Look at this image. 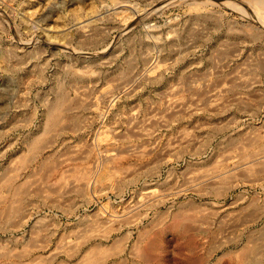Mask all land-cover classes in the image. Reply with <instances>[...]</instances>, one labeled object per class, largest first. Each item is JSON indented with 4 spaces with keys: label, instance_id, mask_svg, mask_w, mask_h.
<instances>
[{
    "label": "rangeland",
    "instance_id": "374dc122",
    "mask_svg": "<svg viewBox=\"0 0 264 264\" xmlns=\"http://www.w3.org/2000/svg\"><path fill=\"white\" fill-rule=\"evenodd\" d=\"M226 122L264 136V0H0V173L43 148L0 264H263Z\"/></svg>",
    "mask_w": 264,
    "mask_h": 264
},
{
    "label": "bare ground",
    "instance_id": "6f19581e",
    "mask_svg": "<svg viewBox=\"0 0 264 264\" xmlns=\"http://www.w3.org/2000/svg\"><path fill=\"white\" fill-rule=\"evenodd\" d=\"M263 3V2H262ZM241 101V100H240ZM224 105V104H223ZM226 105V104H225ZM242 107V106H241ZM224 108V106H223ZM63 109V108H62ZM240 109V108H239ZM246 109V108H245ZM59 112V111H58ZM219 115H221L220 113H214L212 115V117H220ZM53 117V116H52ZM62 117V116H61ZM49 118V117H48ZM231 120V119H230ZM225 121V120H224ZM233 121V119H232ZM231 121V123H232ZM222 122V121H221ZM236 122V121H235ZM212 124V123H211ZM223 124V123H222ZM237 124V123H236ZM213 125V124H212ZM208 126V125H207ZM209 129H211L212 131V135H210V133L207 136H211L210 138V143L211 141H213L218 135H222L221 140L223 142H225L224 144H226L227 148L224 151L223 154L220 153L221 155V163L226 164L225 166H229L231 165L230 169L235 172L238 171L239 169H243L245 168L248 172L253 173L252 176H257L254 178H251L250 182L254 183V184H259L261 187H264V180L260 179V175L264 174V153L261 150H258L257 147L260 142V139H262L264 136H259L260 134H258L257 132H244L241 128H236L235 124H230L228 122H226L223 125L220 126H212L209 127ZM46 132V131H45ZM207 132V130L205 131ZM186 138V137H185ZM210 143H208V146L210 147ZM218 143V142H217ZM221 143V142H220ZM223 144V143H221ZM34 145V144H32ZM31 145V146H32ZM203 146V145H202ZM207 146V145H205ZM203 146V147H205ZM219 146V144H218ZM221 146V145H220ZM219 146V147H220ZM225 147V145H223ZM36 147V146H35ZM35 147H31L34 149H28V155L27 156H23L21 158H19L16 161H13V165H15L13 168L10 166H12L11 164L8 166L10 169L8 171L4 170L1 172L4 173H0V204L7 206L10 209H13V207H15L17 204H21L23 203L24 199H26V197L29 194V192L27 193L26 191V184L28 183V180L30 179L31 176V172L33 171V169H35V167L39 164V159L41 157L42 154V149L43 148H39L37 150V148ZM46 147V146H45ZM215 147V146H214ZM217 147V146H216ZM222 147V148H224ZM198 149H200L199 147L195 150V152H193L192 155L194 156H199L200 154H203L204 150L203 148L199 151ZM225 149V148H224ZM213 150V149H212ZM215 150V149H214ZM192 151V150H191ZM219 151V150H218ZM188 152V151H187ZM206 152V151H205ZM25 155V154H24ZM219 155V156H220ZM199 158V157H198ZM217 158V157H215ZM263 161V165L261 164V162ZM219 163V162H218ZM220 163V164H221ZM215 165L217 166V163H215ZM38 167V166H37ZM221 168V169H224ZM216 169V168H215ZM220 169V168H219ZM218 170V169H217ZM231 170L229 172H231ZM225 171V169H224ZM228 171V170H226ZM225 171V172H226ZM223 172V171H222ZM220 172V173H222ZM229 172H227L225 174V176L228 174ZM34 173V172H33ZM209 173V172H208ZM219 173V174H220ZM233 174V172L231 173ZM215 175V174H214ZM213 175V176H214ZM218 176V175H217ZM217 176H215L217 178ZM222 175L218 176L221 177ZM264 176V175H263ZM262 176V178H263ZM223 178V176H222ZM219 179V178H218ZM224 179V178H223ZM222 180V179H221ZM24 205V204H23ZM20 206V205H19ZM17 206V207H19ZM15 209V208H14ZM17 209V208H16ZM9 210V209H8ZM184 214V213H183ZM259 219V217H256L255 219H253V223H255L257 220ZM181 221V220H180ZM188 222V221H187ZM161 223V221H160ZM175 224V223H174ZM178 224V223H177ZM181 225V224H180ZM202 236V235H201ZM264 236V235H263ZM206 237V236H205ZM262 237V236H261ZM213 238V237H212ZM135 243V242H134ZM146 243V242H145ZM238 243V242H237ZM151 244V243H149ZM112 245V244H111ZM98 246V245H97ZM114 246V245H113ZM112 246V247H113ZM200 246V245H199ZM256 246V245H254ZM95 247V246H94ZM111 247V248H112ZM115 247V246H114ZM117 247V246H116ZM149 246H145L143 247V249H139L140 255L145 256L148 252H147V248L149 249ZM103 248V247H101ZM101 248L97 247V248H93L91 249V252L89 250V252L85 253V259H93V256H97V255H102L105 254L103 253L104 251L106 252V250H102L101 252L97 249ZM138 248V246H137ZM135 248V249H137ZM216 248V247H215ZM245 248V247H244ZM86 249V248H85ZM108 249V247H107ZM121 249V248H120ZM119 249V250H120ZM156 249V248H155ZM247 249V247H246ZM122 250V249H121ZM150 250V249H149ZM193 250V249H192ZM71 251V250H70ZM113 251V250H112ZM111 251V254H112ZM249 251V250H248ZM256 251V250H255ZM107 252H109V249L107 250ZM106 252V253H107ZM119 252V251H118ZM241 252V251H240ZM247 252V251H246ZM252 252V251H251ZM250 252V253H251ZM102 253V254H101ZM108 254V253H107ZM107 254L105 256H107ZM110 254V253H109ZM191 254V252H190ZM246 254V253H245ZM115 255V254H114ZM250 255V254H249ZM3 256V255H1ZM102 256V257H105ZM241 256V255H240ZM247 256V255H246ZM5 257V256H3ZM149 257V256H148ZM153 257V256H152ZM1 258V257H0ZM72 258V257H71ZM106 258V257H105ZM136 258V257H135ZM247 258V257H246ZM8 260V259H7ZM83 260V259H82ZM97 260V259H96ZM194 260V259H193ZM98 261V260H97ZM258 262V261H257ZM93 263V262H92ZM2 264V263H1ZM15 264V263H14ZM18 264V263H17ZM26 264V263H25ZM60 264V263H59ZM62 264H64L62 262ZM80 264V263H79ZM126 264V263H125ZM264 264V263H263Z\"/></svg>",
    "mask_w": 264,
    "mask_h": 264
}]
</instances>
